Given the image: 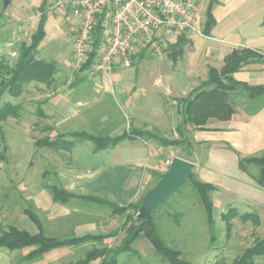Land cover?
Instances as JSON below:
<instances>
[{
    "label": "rangeland",
    "instance_id": "rangeland-1",
    "mask_svg": "<svg viewBox=\"0 0 264 264\" xmlns=\"http://www.w3.org/2000/svg\"><path fill=\"white\" fill-rule=\"evenodd\" d=\"M6 1L0 0V59L10 65L18 62L22 47L31 43L43 11L46 15V36L38 47L36 58L56 62L58 72L50 84L32 81L19 96L6 93L0 98V102L10 101L22 107L20 118H9L1 123L6 143L3 147L5 158L0 161V232L11 225L37 232L36 225L24 213L30 205L41 217L45 233L49 236L64 238L86 233L115 232L103 243L88 242L54 250L38 261L24 263L66 264L82 258L92 248L119 245L125 235V228L120 227L126 215L112 216L109 209L80 200L67 204L55 203L49 187L60 185L75 189L71 192L87 195L88 192H83L82 181L90 177L93 170L114 164L115 161L107 155L113 148L94 153L93 142L82 141L72 152H54L39 148L36 141L76 130L96 135H118L131 127L147 129L170 140H181L182 136L175 128L182 120V99L208 78L210 64L218 65V57L212 58L215 55L212 47L226 53L242 48L239 46L244 45V36L251 32L253 25L263 20L264 0H225L229 5H226L228 17L224 22L230 21L235 31L223 43L199 36L206 39L207 44L194 47V41L190 38L176 60L170 54L172 50H167V44L157 53H146L138 64L116 68L110 75H92L74 66L73 33L68 27L72 19L56 8V0H9L11 3L4 8ZM221 3L222 0H219ZM194 49L199 51L194 52ZM250 64L259 70L245 76L253 77L250 80L252 84H264V62ZM96 86H135L140 89L137 104L143 108L141 112L144 111L145 119L154 125H136L135 117L121 105L119 98L117 104L110 96L108 99L91 93V88ZM232 96L239 103L240 112L251 105L248 99L239 94ZM122 113L123 117L120 116ZM138 114L143 117L142 113ZM208 124V130L190 135L194 153H190L191 148L186 143L185 147L168 146L161 150L162 153L154 155L150 167L156 172H151V179L141 195L144 196L156 185L159 175L168 170L175 157L201 163L194 170L196 177L210 181L217 187L211 194L215 205L213 229L210 230L207 225L204 207L190 180L166 203L156 206L152 216L164 242L180 250L184 258L195 264H231L256 240L264 238V188L255 181L259 172L257 166H249L247 172L240 170L238 156L232 153L231 145H220L216 141L223 135L220 127L227 124L217 119ZM237 124L240 130L235 137L242 145L244 153L240 152L241 156L264 154V150L257 153L260 150L251 149L256 139L250 133V122L239 121ZM189 129L193 127L189 126ZM203 140H213L216 144L200 142ZM212 150L214 153H209ZM221 150L226 153H219ZM207 162L209 168H204ZM99 185L104 189L91 190L89 195L110 201L119 196L124 198V194L127 196L119 191H108L104 184L90 186L97 188ZM229 207L237 208L239 215L230 222L232 228L228 233L222 214L227 213ZM247 212L258 214L260 224L244 222L241 215ZM132 249L131 253L118 257V264H165L146 238L137 240ZM29 250H3L0 252V264H13ZM99 263L95 261L91 264ZM257 264H264V256L257 259Z\"/></svg>",
    "mask_w": 264,
    "mask_h": 264
},
{
    "label": "trees",
    "instance_id": "trees-1",
    "mask_svg": "<svg viewBox=\"0 0 264 264\" xmlns=\"http://www.w3.org/2000/svg\"><path fill=\"white\" fill-rule=\"evenodd\" d=\"M218 4L219 0H209L206 8L203 29V34L206 37L211 35L212 30L217 24L213 15V9ZM45 21L46 15L42 11L41 20L36 32L32 35L31 43L30 45H24L22 47L21 56L15 65H10L4 59H0V98L6 93L14 97L19 96L25 90L26 85L32 81L46 84L54 81L58 72L56 62L36 58L38 47L46 36L44 30ZM97 42L99 41L97 40L95 42V48L98 45ZM187 43H189V40L186 37H179L175 43L167 45V50L169 52L172 50L170 54L176 60L178 55L183 53L184 46ZM145 54L143 52L135 57L133 65L142 61L145 58ZM261 61L264 62L263 53L249 47H242L235 48L229 52L225 56L224 64L220 69L210 67L208 78L187 97L182 99V123L176 129L178 134L182 136L181 140H170L150 130L131 127L129 131L125 130L118 135L107 133L104 135H96L85 130L58 133L55 137L47 136L38 139L36 145L39 148H46L54 152H72L77 145L82 144V141H91L94 144L93 152L97 153L108 148H115L124 141H133L139 138L153 140L163 147H185L187 143V146L191 148L190 153H194L193 142L190 137L191 131L208 130L206 126L211 119L220 121L231 120L237 112L239 104L236 98L232 96L233 94H239L250 101L251 105L246 111L251 114L257 113L264 107V84H250L249 81L238 77V74L245 65ZM89 65L90 61L83 65L80 70L85 71ZM21 112L22 107L19 104L10 101L0 102V161L5 158L3 147L6 143V135L1 123L9 118H20ZM189 126L193 127V129H189ZM230 148L238 156V167L240 170L247 172V168L251 165L259 168L255 181L261 188H264V154L261 156L245 157L241 156V153L232 146ZM162 175H159V180ZM189 180L199 194L200 201L206 213L207 225L212 230L215 224V205L211 194L217 190V187L212 183L204 182L198 178L197 182H193L191 179ZM49 190L55 203L67 204L72 200H80L107 208L110 210L112 216L126 215V220L122 224V227H120L125 228V235L119 245L115 247L92 248L82 258L66 264H91L95 261H100L99 264H118V257L124 253H131L133 251V244L141 238L148 239L155 253L162 258L165 264H195L184 258L180 250L164 242L152 216V211L140 223H135L134 215L142 198L146 194L137 202L120 205L108 199L77 194L66 190L60 185H52L49 187ZM24 213L36 225L37 232L32 233L16 225H11L7 230L0 232V252L3 250L16 252L30 249L28 253L20 256L13 264L35 262L54 250L77 247L88 242L103 243L106 238L115 234V232L107 234L86 233L64 238L49 236L45 233L43 221L34 210L33 205L26 208ZM238 215V209L233 207H229L228 212L222 214V219L227 224L228 233L232 228L230 222ZM241 218L244 222L253 221L257 225L260 224L258 214L254 212L244 213L241 215ZM263 256L264 238L256 240L253 245L246 248L241 256L231 264H257V259Z\"/></svg>",
    "mask_w": 264,
    "mask_h": 264
},
{
    "label": "built area",
    "instance_id": "built-area-1",
    "mask_svg": "<svg viewBox=\"0 0 264 264\" xmlns=\"http://www.w3.org/2000/svg\"><path fill=\"white\" fill-rule=\"evenodd\" d=\"M206 0H56V8L70 17L73 61L92 75L111 74L133 66L141 53L204 36ZM98 45L95 48L96 41Z\"/></svg>",
    "mask_w": 264,
    "mask_h": 264
},
{
    "label": "crops",
    "instance_id": "crops-1",
    "mask_svg": "<svg viewBox=\"0 0 264 264\" xmlns=\"http://www.w3.org/2000/svg\"><path fill=\"white\" fill-rule=\"evenodd\" d=\"M227 2L228 1L222 0V3L218 4L217 6L215 5L213 9V15L217 21V24L215 28L212 30L211 35L207 36L209 38H212L213 42L219 41L220 43L221 42L223 43L225 42V39H227L228 37H231L233 31H235V27L232 24H230V21L224 22L225 20H227V17H228L226 16V11H227L226 5H229V3ZM208 3H209V0H206L205 6H204L205 8L204 15L206 13V8L208 6ZM217 12H218V15H217ZM244 34L242 35L244 36ZM248 35L244 36L243 38L245 40L244 45L239 46V47H249V48H252L264 54V17H263V20H260L258 23L253 25L251 32H249ZM191 39L194 41V47L195 46L204 47L207 44L206 39H203L199 36H193L191 37ZM188 40H190V38ZM212 48L215 52V55H213L212 58L215 59L216 57H218L219 63L218 65H214V63L210 64L211 65L210 67L221 68L224 64L223 62L224 58L229 52L226 53L223 50L218 52L219 50H217V47H212ZM195 50L199 51L198 49H194V52ZM201 51L199 52L198 56L201 54ZM247 67L248 69H246ZM209 68H208V71H209ZM255 70H259V69L253 67V64H247L242 68L241 72L238 74V77H240L243 80H247L249 81L250 84H252L250 80L253 77L249 78L245 75L250 74L249 76H251L253 74V71ZM103 75H110V74L106 73ZM257 84H261V83H257ZM91 89H92V91H90L91 93L101 95L100 97L103 96L108 99H109V96L112 97L117 104H119L117 102V99L119 98V101L121 100V105L128 110V113H130L132 117H135L136 125H139V126L140 125L151 126L152 124L154 125V123L151 124V122H148L147 119H145L146 117L144 115V111L141 112L143 108H141L137 104L139 97H140L139 96L140 89H137L135 86H113V87L96 86ZM181 111H182V107H181ZM156 112L159 113L158 111ZM123 113L125 114L124 111ZM123 113L120 116L123 117ZM138 113H142L144 118L141 117ZM181 118H182V115H181ZM213 120L214 119H211L209 123ZM239 121H242V123L250 122V126H251L250 133L256 139L251 149L260 150L257 153L263 151L264 150L263 148L264 147V107L255 114H251L247 112L246 110L241 111V112L240 110H237V112L233 115L231 120L223 121L227 125L225 127L223 126L220 127L221 128L220 132H222L223 135L221 139L216 140V141L220 145H225L226 143H229L238 152L244 153L242 150V145L240 144L241 142L235 137L240 130L237 124L239 123ZM181 123H182V120H181ZM179 125L176 126L175 130L177 129ZM196 132H199V131H193L191 133H196ZM233 138L235 140H233ZM149 141H153V140H144V139L138 138L133 141H129V140L124 141L117 147L113 148V150L107 153V155L110 159L115 161L113 162L114 164H112L111 166L106 164L104 167L100 169L93 170L90 173V175L92 174L90 177L86 176L87 178L82 181V183L84 184L83 190H85L83 192H88L87 195H89V192L91 190L98 191L99 189H104L101 187V185H99V187L97 188L96 187L92 188V186L90 185L104 184L105 186H107L108 191H111L113 193H116L119 191L121 193L127 194V196H125L124 194V198H121L119 196V197H116V199H113L111 201L116 202L120 205H126L129 202L137 201L142 196L141 194L145 191L146 186L151 179V172H156V171H153L152 167H150V161L152 160L154 155H157L158 153H162L163 152L161 151L162 149L163 150L167 149L166 147H163L160 145H154V143L152 142L149 143ZM200 142L212 143L214 145L216 144L215 142H213V140H203ZM223 150L219 151V153H226ZM100 152H106V151L104 150ZM209 153H214V152L212 150ZM232 153H235V152H232ZM193 163L195 164V168L197 170L198 167H200L201 163L197 164L195 161ZM204 166H205L204 168H209V164L204 165ZM204 182H207V181H204ZM209 183L211 182L209 181ZM64 188L68 191L75 190L73 188H66V187Z\"/></svg>",
    "mask_w": 264,
    "mask_h": 264
},
{
    "label": "water",
    "instance_id": "water-1",
    "mask_svg": "<svg viewBox=\"0 0 264 264\" xmlns=\"http://www.w3.org/2000/svg\"><path fill=\"white\" fill-rule=\"evenodd\" d=\"M9 3L10 1L7 0L4 4V8H6ZM194 169L195 164L192 161L181 157H175L156 187L149 190L142 198L134 215L135 223H140L156 206L166 203L171 196L177 194L187 180L191 179L193 182H197Z\"/></svg>",
    "mask_w": 264,
    "mask_h": 264
},
{
    "label": "bare ground",
    "instance_id": "bare-ground-1",
    "mask_svg": "<svg viewBox=\"0 0 264 264\" xmlns=\"http://www.w3.org/2000/svg\"><path fill=\"white\" fill-rule=\"evenodd\" d=\"M178 40V39H177Z\"/></svg>",
    "mask_w": 264,
    "mask_h": 264
}]
</instances>
